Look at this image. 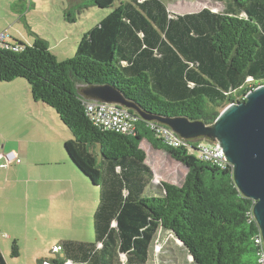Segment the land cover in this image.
<instances>
[{"label": "trees", "instance_id": "obj_1", "mask_svg": "<svg viewBox=\"0 0 264 264\" xmlns=\"http://www.w3.org/2000/svg\"><path fill=\"white\" fill-rule=\"evenodd\" d=\"M89 1L110 9L116 0ZM219 1L223 12L172 15L162 0H125L65 62L37 35L32 46L0 48V83L25 80L34 101L56 111L74 136L70 158L100 189L95 241H62L55 258L38 264H149L160 231L180 240L194 264H259L255 203L239 191L232 166L165 145L141 116L134 136L95 126L78 88L110 85L147 116L214 124L264 85V0ZM144 141L187 167L181 186L154 182ZM11 255H20L16 242ZM0 264H8L1 249Z\"/></svg>", "mask_w": 264, "mask_h": 264}, {"label": "crops", "instance_id": "obj_2", "mask_svg": "<svg viewBox=\"0 0 264 264\" xmlns=\"http://www.w3.org/2000/svg\"><path fill=\"white\" fill-rule=\"evenodd\" d=\"M50 110L34 101L27 81L0 83V249L11 241L29 242L22 240L27 235L20 230L23 224L41 223L54 235L50 233L33 252L37 261L54 253L62 241L94 242V216L100 202L99 187L66 150L73 139ZM9 151L17 152L19 159L2 168L3 155Z\"/></svg>", "mask_w": 264, "mask_h": 264}, {"label": "rangeland", "instance_id": "obj_3", "mask_svg": "<svg viewBox=\"0 0 264 264\" xmlns=\"http://www.w3.org/2000/svg\"><path fill=\"white\" fill-rule=\"evenodd\" d=\"M124 1L116 0L112 8L100 9L91 6L89 0H0V38L4 35L6 43L10 45H16L12 39L14 37L32 46L35 35L41 36L50 44L51 52L57 60L65 62L75 58L81 37ZM162 1L172 15L198 12L206 8L223 12L226 8L225 3L219 0ZM78 88L80 94H83L84 86L78 85ZM50 111L57 115L56 111ZM64 131L74 139L68 128L65 127ZM141 146L147 153L148 164L154 169L155 183L164 181L179 186L184 183L188 173L186 166L175 161L168 153L153 149L146 141ZM22 227L25 228L20 230L27 234L22 240L30 241L17 242L18 248L21 246L19 257L13 258L11 255L14 241H11L9 247H3L2 254L6 256L8 264H38L33 252L39 244L43 246L45 238H49L52 233L51 229L47 230L44 224L37 222H30L29 227L24 223ZM85 228L86 225L82 230ZM55 257V253L49 252L39 260ZM149 264H194V260L173 234L160 231L152 247Z\"/></svg>", "mask_w": 264, "mask_h": 264}, {"label": "water", "instance_id": "obj_4", "mask_svg": "<svg viewBox=\"0 0 264 264\" xmlns=\"http://www.w3.org/2000/svg\"><path fill=\"white\" fill-rule=\"evenodd\" d=\"M83 95L134 109L144 120L164 124L186 140L217 142L234 168L239 191L255 203L254 217L264 239V85L249 92L245 101L227 106L212 125L185 117L156 119L147 116L110 85L89 86Z\"/></svg>", "mask_w": 264, "mask_h": 264}, {"label": "built area", "instance_id": "obj_5", "mask_svg": "<svg viewBox=\"0 0 264 264\" xmlns=\"http://www.w3.org/2000/svg\"><path fill=\"white\" fill-rule=\"evenodd\" d=\"M8 45L5 41V36L0 38V48ZM88 116L95 126L113 131L126 136L136 135L139 129L140 115L131 112L129 109L112 103H105L97 100L86 99L84 101ZM148 128L154 135L165 145L174 148H185L192 151L193 148L198 149V157L201 160L213 163L219 167L232 166L220 145L217 142H212L204 139L186 140L177 134L170 127L156 121H148ZM4 165L2 168H8L15 165L19 159V155L15 151H9L3 155ZM233 167V166H232ZM255 243L259 248L258 263L264 264V239L261 231L255 238ZM60 248L54 249V252H59Z\"/></svg>", "mask_w": 264, "mask_h": 264}]
</instances>
